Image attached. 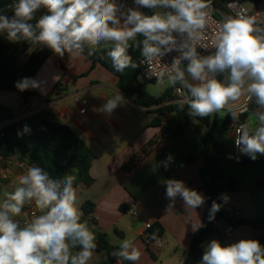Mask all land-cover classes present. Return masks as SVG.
I'll return each mask as SVG.
<instances>
[{"label":"clouds","instance_id":"obj_1","mask_svg":"<svg viewBox=\"0 0 264 264\" xmlns=\"http://www.w3.org/2000/svg\"><path fill=\"white\" fill-rule=\"evenodd\" d=\"M137 8L117 4L116 0H14L13 15L0 14V34L8 41H27L35 47L80 57L85 47L95 53L101 41H110L108 52L117 72L137 65L128 54L130 41L143 40L141 55L157 77L158 85L186 89L184 103L188 115L209 117L226 111L234 123L235 145L252 160L264 154V20L237 12L216 24L211 39L214 53L201 55L207 48L205 28L211 20V0H134ZM232 7V5H230ZM140 8L157 9L151 15ZM45 10L36 19V13ZM35 20V23L32 21ZM177 52L171 65L153 71V60ZM186 62V63H185ZM186 64L185 67H181ZM218 77H223L220 79ZM42 81L22 78L15 87L23 92L40 89ZM179 90V89H178ZM254 99L256 111L245 122L240 116ZM125 99L120 91L106 99L99 111L111 115ZM30 128L24 126L23 133ZM22 133H18L21 135ZM171 154L161 164L168 168ZM76 176L66 174L54 179L40 166L28 167L19 175L14 190L0 201V264H88L96 248V236L81 221L78 195L73 187ZM165 195L171 209L179 197L188 209L201 207L206 197L188 188L183 181H165ZM224 202L228 197L222 196ZM34 214L21 226L17 217L26 204H33ZM221 204L212 202L208 220L215 219ZM204 225L192 224L193 231ZM79 251H74V249ZM120 260L135 262L140 252L130 240H123L112 253ZM200 264H264V245L256 239L242 238L227 246L212 240L205 247Z\"/></svg>","mask_w":264,"mask_h":264},{"label":"crops","instance_id":"obj_2","mask_svg":"<svg viewBox=\"0 0 264 264\" xmlns=\"http://www.w3.org/2000/svg\"><path fill=\"white\" fill-rule=\"evenodd\" d=\"M116 2L119 4L122 0ZM129 7L139 6L133 1ZM140 11L145 13V8H140ZM255 13L252 11L251 15L255 16ZM98 47L102 46L99 44ZM182 67L186 68V64ZM140 77L139 74V84ZM33 79L43 82L40 89L30 88L24 93L18 92L29 110L27 115L47 111L53 120L68 125L79 135L94 154L89 169L91 184L78 181L75 187L81 213L83 204L86 201L92 202L93 213L87 216L88 219L95 220L94 227L105 233L114 247L119 249L123 240H130L140 252V259L133 264H182L195 232L192 224L199 226L200 222L203 223L206 200L201 207L187 210L178 197L175 205L169 209L165 181H183L188 188L205 196L198 176L204 161L193 129H186L176 139L166 137L162 125L151 126L157 115L152 110L157 106L145 108L137 104L135 97L130 98L123 93L117 76L101 65L91 67L83 54L73 57L65 53L60 57L54 53ZM175 87L170 88L172 97ZM117 91L121 92L125 103L118 106L111 115L99 111L106 99ZM184 93L188 95L187 90L183 89L180 98L166 100L164 103L184 102ZM75 96L88 101L85 114H80L79 106L73 100ZM256 108L249 110L248 115L241 119L247 121ZM216 114L220 128L224 118L220 117V112ZM20 118V114L15 116V120ZM230 118L231 130L217 133V139L225 144L226 153L233 151L235 139V123ZM169 154L173 160L165 169L161 162ZM261 156L264 154L257 155V158ZM248 159L251 158L248 156ZM221 170L223 174L233 176L237 183L236 191L220 194L218 202L222 205L221 209L229 214L239 211L237 216L242 219L264 220V185L256 186L257 182L264 180V157L253 164L222 162ZM23 173L16 168L2 172L0 201L4 199V193L13 191L11 189L17 177ZM224 195L228 197L227 202L222 199ZM133 210L137 211L136 216L131 213ZM146 223H151L149 230L144 228ZM214 224L215 234L203 243L196 264H200L205 247L212 240L227 246L248 238L259 240L264 245V230L241 226L233 228L232 235L224 240L223 233L227 225L223 222ZM156 225L163 229L161 236L152 233ZM149 236L152 238L149 239ZM95 243L96 248L88 264H117V259L113 260L104 251L97 237ZM120 264H124L122 260Z\"/></svg>","mask_w":264,"mask_h":264},{"label":"trees","instance_id":"obj_3","mask_svg":"<svg viewBox=\"0 0 264 264\" xmlns=\"http://www.w3.org/2000/svg\"><path fill=\"white\" fill-rule=\"evenodd\" d=\"M222 0H211L215 5H220ZM250 3H259L262 0H245ZM14 0H0V14L9 17L13 15L11 5ZM41 9L36 13V19L44 13ZM153 9L145 8V13L151 15ZM35 23V20L32 21ZM143 40L138 36L136 41H130L128 54L132 57L136 67H128L124 72H117L113 66L108 52L113 47V43H105L104 46L96 48L93 55H88V48L85 47L83 56L91 67L101 65L111 74L117 76L120 81V88L125 95L130 98L135 97V101L142 107L151 108L157 115L152 120L151 126H161L163 134L170 138H178L186 129L192 128L195 138L201 148V156L204 164L198 171L202 188L205 190L206 207L203 215V227L195 231L191 236L189 250L185 253L182 264H196L197 258L202 253L203 243L210 239L216 231L214 222H223L227 226L239 228L250 226L253 229L264 230V220L242 219L235 214H229L220 210L215 214V219L208 220L209 210L212 202H218L219 196L223 192H234L237 190V183L233 176L223 174L221 163L227 162L225 144L217 139V133H224L231 130V118L225 115L221 127L217 125V114L209 117H191L188 115V106L184 102H172L164 104L166 100H174L171 96L172 89L166 91L161 97L150 95L146 88L138 83L139 63L142 58L141 47H136ZM214 51L208 53L212 54ZM54 53L44 47H33L27 41L10 42L6 34H0V91L21 92L16 87L17 81L22 78H33L44 62ZM223 79V77H218ZM25 91L21 92L24 93ZM256 107L253 103L250 111ZM248 113L241 118L244 119ZM164 121V123H163ZM0 156L18 157L27 160L31 164L42 167L51 178L59 179L66 174L76 176L73 187L78 181L91 184L92 178L89 169L94 159L93 152L89 149L83 139L77 135L68 125L55 121L47 111H39L15 120L13 112L6 106L0 104ZM30 128L29 133H23L24 126ZM18 133H22L18 135ZM264 156L255 160L248 159L244 155L241 163L253 164L259 162ZM191 160V158H188ZM264 185V180L257 182L256 186ZM94 204L86 201L82 206L81 221L86 223L89 229L98 238L99 244L113 260L117 258L112 255L119 249L114 247L107 240L106 234L97 230L94 219H88V215L93 213ZM123 209V207H122ZM152 233L156 236L163 234V229L156 225L152 228ZM74 251H79L75 249ZM124 264H133L131 261L122 260Z\"/></svg>","mask_w":264,"mask_h":264},{"label":"built area","instance_id":"obj_4","mask_svg":"<svg viewBox=\"0 0 264 264\" xmlns=\"http://www.w3.org/2000/svg\"><path fill=\"white\" fill-rule=\"evenodd\" d=\"M134 0H122L121 3L126 7L130 6L133 3ZM232 5V7H230ZM255 11V16L258 17L260 20H264V0H262L259 4L257 3H251L250 5L247 4L245 0H222L220 2V5H215L213 2H211L209 14L211 16V20L209 21L208 25L205 28V35L207 39L204 41V43L208 46L206 49L205 48H200L198 46V52H200L201 55H207L208 53L214 51V48L211 47V39L214 34V30L216 28V24L221 22L226 16H235L237 12H243L246 15H251V12ZM178 55L177 52L173 51L171 53H167L164 56L160 58H156L153 60V71L158 72L161 70L164 65H171L173 57ZM186 63V62H185ZM184 64L181 65V67ZM139 72L140 76L143 78L145 83H150V82H157V77L153 74H151V69L150 66L146 63L144 58L140 60L139 63ZM179 89V90H178ZM183 89L180 88V86H176L173 90V96L174 98H180L182 95ZM74 102L78 104L79 106V111L80 114H85L88 108V101L86 99H82L79 96L74 97ZM254 102V99L252 101L248 102V111L250 110L251 103ZM22 104L24 106L20 109V115L21 118L27 117L29 110L26 109L25 107V101L22 100ZM167 104V103H164ZM247 112L243 113L240 118L239 122H245L244 120L241 119L243 115H245ZM30 115V114H29ZM231 117V115L229 114ZM238 127V123H235L234 125V135L236 128ZM235 141V139H234ZM245 154H242L238 147L235 145V142L233 143V151L229 152L226 154V159L228 161L234 162V163H241ZM31 166H36L35 164L29 163L27 160H21L18 157H2L0 156V184H1V175L2 172L9 168H16L19 171L26 172L28 167ZM11 190H14L11 189ZM131 213L136 216L138 213L137 211L133 210ZM36 214L39 215V210L35 207L34 203L33 204H26L25 207L22 209V213L18 219L21 223V226H23L24 222L26 220H30L32 216ZM235 215H239V211H236L234 213ZM218 223V222H214ZM146 230H149L151 228V223H146L145 227ZM233 233V227L232 226H227L224 233H223V239L229 238ZM152 236H149V239H151Z\"/></svg>","mask_w":264,"mask_h":264},{"label":"rangeland","instance_id":"obj_5","mask_svg":"<svg viewBox=\"0 0 264 264\" xmlns=\"http://www.w3.org/2000/svg\"><path fill=\"white\" fill-rule=\"evenodd\" d=\"M100 45L103 46L102 43H100ZM139 82L146 88L148 93L154 97H161L166 93L167 90L172 88L171 86H167L166 84L158 85L157 82L145 83L142 77L139 78ZM184 94L186 96V93ZM0 104H3L4 106L8 107L13 112V114L17 117L20 113V109L22 108L21 96L18 92L0 91ZM225 115H226V111L220 112V117L222 119L224 118ZM257 155H259V153H257Z\"/></svg>","mask_w":264,"mask_h":264},{"label":"water","instance_id":"obj_6","mask_svg":"<svg viewBox=\"0 0 264 264\" xmlns=\"http://www.w3.org/2000/svg\"><path fill=\"white\" fill-rule=\"evenodd\" d=\"M4 125H0V128H2Z\"/></svg>","mask_w":264,"mask_h":264}]
</instances>
